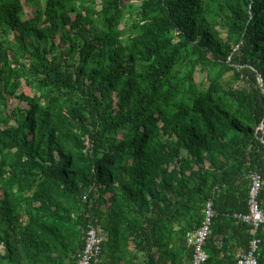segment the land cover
I'll list each match as a JSON object with an SVG mask.
<instances>
[{"label":"trees","instance_id":"trees-1","mask_svg":"<svg viewBox=\"0 0 264 264\" xmlns=\"http://www.w3.org/2000/svg\"><path fill=\"white\" fill-rule=\"evenodd\" d=\"M253 171L264 0H0V262L76 264L91 225L97 264H185L210 200L204 264H235Z\"/></svg>","mask_w":264,"mask_h":264},{"label":"built area","instance_id":"built-area-1","mask_svg":"<svg viewBox=\"0 0 264 264\" xmlns=\"http://www.w3.org/2000/svg\"><path fill=\"white\" fill-rule=\"evenodd\" d=\"M248 177L250 184L247 212L235 215V217L251 230L253 237L248 243L247 250L235 258V264H258L257 251L260 240L255 234L259 228L264 226V211L258 204L259 194L264 182L261 175L255 171L249 173ZM214 215L212 202L209 200L205 205L204 218L201 225L186 235L185 243L191 250L189 264H204L206 262L207 254L203 247L210 234V226ZM83 238V246L77 254L76 264H97L103 243L101 231L91 225H87L84 229Z\"/></svg>","mask_w":264,"mask_h":264},{"label":"rangeland","instance_id":"rangeland-1","mask_svg":"<svg viewBox=\"0 0 264 264\" xmlns=\"http://www.w3.org/2000/svg\"><path fill=\"white\" fill-rule=\"evenodd\" d=\"M133 4L135 6H138V2L137 1H133ZM122 27V26H121ZM222 33V37L224 38L225 37V33L224 31L221 32ZM205 78V73H196L195 74V80L197 82L201 81V80H204ZM241 83H237L236 86H240ZM16 105H19L21 106V103H19L16 99H9L8 100V109H12L14 106ZM22 263L25 264V261L22 260ZM0 264H7L6 262H0Z\"/></svg>","mask_w":264,"mask_h":264},{"label":"crops","instance_id":"crops-1","mask_svg":"<svg viewBox=\"0 0 264 264\" xmlns=\"http://www.w3.org/2000/svg\"><path fill=\"white\" fill-rule=\"evenodd\" d=\"M239 254H240L239 251H235V253L233 254L234 259H235ZM189 261H190V260L187 259V260L185 261V264H189Z\"/></svg>","mask_w":264,"mask_h":264}]
</instances>
